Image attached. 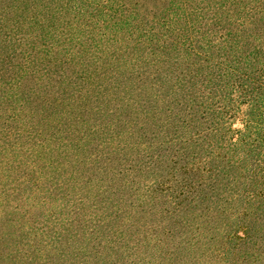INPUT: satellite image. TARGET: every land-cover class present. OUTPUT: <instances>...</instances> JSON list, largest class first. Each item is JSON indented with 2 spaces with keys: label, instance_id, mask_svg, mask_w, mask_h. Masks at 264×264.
<instances>
[{
  "label": "trees",
  "instance_id": "trees-1",
  "mask_svg": "<svg viewBox=\"0 0 264 264\" xmlns=\"http://www.w3.org/2000/svg\"><path fill=\"white\" fill-rule=\"evenodd\" d=\"M0 264H264V0H0Z\"/></svg>",
  "mask_w": 264,
  "mask_h": 264
},
{
  "label": "rangeland",
  "instance_id": "rangeland-1",
  "mask_svg": "<svg viewBox=\"0 0 264 264\" xmlns=\"http://www.w3.org/2000/svg\"><path fill=\"white\" fill-rule=\"evenodd\" d=\"M35 121V120H34ZM23 166H26V168L28 169V168H30V165H28V164H22ZM19 176H21V171L20 172H16L15 174H14V177H19ZM39 198H41L43 195H41L40 193H38V195H37Z\"/></svg>",
  "mask_w": 264,
  "mask_h": 264
}]
</instances>
